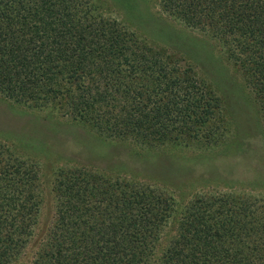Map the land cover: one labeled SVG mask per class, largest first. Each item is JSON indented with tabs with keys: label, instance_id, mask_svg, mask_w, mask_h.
Segmentation results:
<instances>
[{
	"label": "trees",
	"instance_id": "trees-1",
	"mask_svg": "<svg viewBox=\"0 0 264 264\" xmlns=\"http://www.w3.org/2000/svg\"><path fill=\"white\" fill-rule=\"evenodd\" d=\"M96 2L0 0V94L56 101L114 145L152 146L201 133L215 141L221 99L187 64L195 47L183 50L151 1H142L146 13L139 16L137 0H115L127 25L105 17ZM158 4L166 17L218 45L264 112V0ZM37 176L35 165L0 146V264H15L28 248L38 221ZM102 178L83 168L62 176L52 226L29 264H149L155 233L167 220L165 194ZM256 204L224 194L195 197L161 264H264V208Z\"/></svg>",
	"mask_w": 264,
	"mask_h": 264
},
{
	"label": "rangeland",
	"instance_id": "rangeland-1",
	"mask_svg": "<svg viewBox=\"0 0 264 264\" xmlns=\"http://www.w3.org/2000/svg\"><path fill=\"white\" fill-rule=\"evenodd\" d=\"M96 1L105 17L129 23L127 11L115 0ZM142 1L137 0L139 16L146 13ZM147 1H151L152 13L175 31L183 50L195 47L197 52L190 54L187 64L206 89L221 99L215 141L206 142L201 133L191 140L182 138L152 146L132 142L114 145L117 140L95 134L80 119L71 118L70 110H60L56 101L41 104L0 94V146L13 157L35 165L38 174L37 225L28 248L15 264H29L34 258L56 214L59 181L78 168L101 179L116 178L163 191L169 211L155 233L149 264H161L177 236L183 209L197 196L253 198L264 208V112L255 90L245 84L243 73L226 60L213 40L166 17L160 12L158 0ZM136 33L147 39L145 33ZM147 40L173 54L161 43ZM179 57L185 59L186 55ZM108 143L113 146L106 147Z\"/></svg>",
	"mask_w": 264,
	"mask_h": 264
}]
</instances>
